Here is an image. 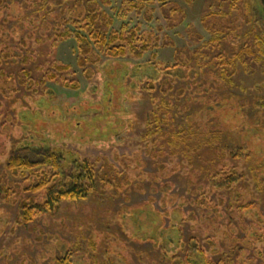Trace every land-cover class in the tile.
Segmentation results:
<instances>
[{"label": "rangeland", "instance_id": "1", "mask_svg": "<svg viewBox=\"0 0 264 264\" xmlns=\"http://www.w3.org/2000/svg\"><path fill=\"white\" fill-rule=\"evenodd\" d=\"M77 1L48 0L39 12V0H0V53L13 54V59L5 58L4 72L17 79H22L23 69L31 74L19 92L8 91L9 98H1L0 177L6 174L16 184L26 180L6 169L9 153L21 141L33 150L57 151L62 167L71 174L81 172L86 159L97 162L101 173L109 169V177L120 176L121 184L117 189L103 188L98 175L88 198L65 201L29 225L18 222L19 200H5V192L0 191V264H156L164 255L162 248L174 247L178 225L185 238L214 234L226 244L245 238V245L257 248L255 254L251 247L244 253L256 257L249 263H263L264 40L254 36L251 24L260 0H241L235 8L229 0H173L185 10L174 17L178 23L174 29L166 27L159 8L150 23L131 13L126 21L159 33L170 45L141 59L129 55L113 59L95 50L88 69L77 63L76 40L58 39L59 32L75 31L74 21L83 18L85 7ZM112 1L104 9L114 17V27L120 28L123 21L113 8L124 0ZM246 7L250 21L241 17ZM228 14L239 16L235 28L219 35L214 26L222 18L229 19ZM161 25L164 31H158ZM211 38L213 50L206 48ZM214 48L222 51L221 58ZM152 53H157L155 59ZM224 57L234 71L231 82L221 78L215 65ZM176 63L181 64L179 68L164 69ZM55 64L72 69L58 72L53 81L47 77ZM172 77L176 79L173 92L187 90L179 100L172 97V118L164 124L167 130L184 131L178 157L169 146L161 145L159 135L156 141L143 138L154 112L163 115L165 111L162 100L168 95L160 87ZM63 78L75 81L77 87L66 86ZM44 79L42 87L39 82ZM151 80H157L152 90ZM0 81L13 90L1 72ZM15 111L20 115L17 123ZM213 132L233 150L225 162L240 179L230 191L215 189L202 171L184 159L183 150L194 153L197 145L205 147L209 139L215 145L218 137ZM159 151L165 154L157 155ZM247 153H252V160ZM194 163L196 167L205 164L199 158ZM202 193L209 194L208 200H202ZM33 195L41 202L46 190L24 194ZM220 195L225 197L222 205ZM239 195L245 196L243 204L252 205L229 209ZM19 198L20 191L15 189L11 200ZM255 232L263 240L255 239ZM70 251L73 254L68 256ZM62 257H66L64 263H60Z\"/></svg>", "mask_w": 264, "mask_h": 264}, {"label": "trees", "instance_id": "2", "mask_svg": "<svg viewBox=\"0 0 264 264\" xmlns=\"http://www.w3.org/2000/svg\"><path fill=\"white\" fill-rule=\"evenodd\" d=\"M48 0H39L38 10L42 12L45 10ZM192 2L193 0H186ZM230 6L235 8L241 0H229ZM77 3L85 7L83 11V18L74 21L75 31L68 29L63 32L58 33V39L64 40L67 38H74L77 42V52H78V65L79 67L88 69L89 64L92 62V57L94 56V51L98 50L100 53L107 55L113 59L123 58L125 56H132L133 58L141 59L144 55L154 49L170 45L168 40H163L162 36L154 31H143L142 25L137 23L136 25H131L127 20L128 16L133 13L137 16H143L144 19L150 23L154 21V13L157 8H159L161 15L166 19V27L175 28L178 23L175 20V16H182L185 12L184 8L173 3V0H124L119 8H113L116 11L117 17L123 21L120 28L114 27L115 20L109 13H107L104 7H110L113 5L112 0H78ZM159 5L158 7L156 5ZM172 4V5H171ZM175 4V5H173ZM245 13L241 14V17L250 21L251 15L249 10L245 9ZM229 19H220L219 23L215 25L216 31H220L224 35L227 28H235L236 20L239 16H231ZM129 17L128 19H131ZM212 28V24H209ZM164 26H158V31H164ZM201 39L203 37H200ZM206 48L213 50L212 38L206 41ZM243 45L241 49H243ZM203 49V46H202ZM215 49V48H214ZM218 57L221 58L222 51L217 48ZM176 51H179L177 48ZM200 51V49H199ZM202 52V50H201ZM214 52V51H213ZM203 54V52H202ZM154 59L157 53H152ZM13 54L7 53L3 56L0 53V72L2 73L3 80L6 79L7 82L12 83L13 90L11 91L8 86H2L0 81V109L3 108L4 104L1 98H9L7 92L17 93L19 92V86H25L30 78V72L26 69L21 71L22 79L14 78L12 74H7L4 72L3 64L5 58L13 59ZM230 63L225 62V57L223 62L215 63L219 74L222 79L228 82L232 81L234 71L228 68ZM181 64L176 63L171 66H166L164 69L168 70L170 68L177 69ZM161 68L160 63L157 65ZM55 71H53L47 78L53 81L58 79V72H68L72 69L71 65L55 64ZM163 71V69H161ZM69 73V72H68ZM65 84L68 87L76 88L75 81H67ZM175 77L165 78L161 84L160 90L162 93L168 95L167 98L162 100V104L165 105L164 113L159 114L154 112L153 116L150 118L148 123V131L144 134V139L152 137L156 141L157 136L162 138L161 145L169 146L170 153L174 157H178L181 154L182 142H183V132L181 130H167L165 125H168V119H171L170 107L172 105V97L176 96L179 100L186 95L187 90L184 88H179L173 92ZM157 80H151L149 89L156 88ZM42 87L46 86V79L39 82ZM45 91V90H44ZM44 93L37 95V101L41 100ZM34 97V96H33ZM29 98V97H28ZM0 113V118L3 116ZM16 115L18 112H16ZM18 116V115H17ZM20 116V115H19ZM16 119L17 123L19 121ZM153 117V118H152ZM20 122V121H19ZM218 137L215 139L212 145V139H209L205 147L202 145H197L195 147L194 153H189L183 150L184 159L188 164L193 167L196 171H202L203 178L210 181L212 186L217 190H232V185L239 180V174L232 169L231 165L225 162L228 156L232 155L233 150L226 147L221 141L220 136L216 132L212 133ZM14 145V148L7 157L6 169L12 172L15 176H21L26 179L23 184H16L14 181L8 180L6 174L0 177V191L5 192L2 194L3 198L8 201L19 200V216L18 222L23 225H29L34 222L39 216L47 211H52L59 208L61 204L65 201H79L84 200L92 194L96 185V177L100 176V185L103 188L111 185L116 189L120 186L119 181L120 176L114 178L109 177V173L106 169L104 173L99 171L97 162L91 160H84L81 164V172L71 174L67 171V168L62 167V156L57 153V151L52 149H39L33 150L28 145H22L21 141ZM244 149V147H243ZM163 151L157 152V155H164ZM247 158L253 159L252 153H247ZM199 158L205 164L200 167H196L194 164V159ZM99 161V159H97ZM160 168H165V165H160ZM176 170V169H174ZM236 178V179H234ZM256 178H258L256 176ZM37 179V180H36ZM15 189L20 191V198L11 200L12 194H14ZM46 190V196L41 201L38 202L36 197H25L26 192H39L40 190ZM208 193H202V200H208ZM221 205L226 203L225 197L220 195ZM245 201L244 195H239V198L235 201L229 209L237 211L238 208H249L250 204H243ZM210 202V201H209ZM213 202V200H212ZM203 203V202H202ZM217 212L223 216L226 214L217 209ZM172 227V226H171ZM178 239L173 245L174 247H169L166 250L162 248L164 252L163 257L155 260L156 264H250L249 260H256L255 256L246 257L244 253H249V248L254 254L256 253V245H245V238L238 239V242L233 244L220 243V240L214 234H207L206 237L190 236V238H185L182 233L181 226H177ZM255 239L263 240V236L255 232ZM205 240V243H203ZM162 242V241H161ZM163 245V243H161ZM71 250V249H70ZM70 251L68 256L72 255ZM60 259V258H59ZM66 257H62L60 263H64ZM253 264V263H252ZM260 264H264L260 263Z\"/></svg>", "mask_w": 264, "mask_h": 264}, {"label": "flooded vegetation", "instance_id": "3", "mask_svg": "<svg viewBox=\"0 0 264 264\" xmlns=\"http://www.w3.org/2000/svg\"><path fill=\"white\" fill-rule=\"evenodd\" d=\"M251 24H253V30L256 32L255 37L262 38L264 40V0L259 1V5L253 11V17Z\"/></svg>", "mask_w": 264, "mask_h": 264}]
</instances>
